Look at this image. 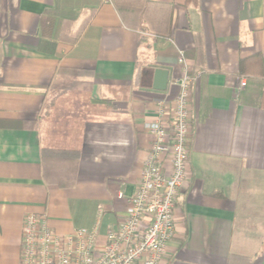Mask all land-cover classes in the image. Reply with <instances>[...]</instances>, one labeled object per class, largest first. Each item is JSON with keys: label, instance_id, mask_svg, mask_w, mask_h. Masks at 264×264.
<instances>
[{"label": "crops", "instance_id": "obj_1", "mask_svg": "<svg viewBox=\"0 0 264 264\" xmlns=\"http://www.w3.org/2000/svg\"><path fill=\"white\" fill-rule=\"evenodd\" d=\"M178 50L196 79L160 264H264V0H0V264H19L27 213L60 233L98 221L105 243Z\"/></svg>", "mask_w": 264, "mask_h": 264}, {"label": "built area", "instance_id": "obj_2", "mask_svg": "<svg viewBox=\"0 0 264 264\" xmlns=\"http://www.w3.org/2000/svg\"><path fill=\"white\" fill-rule=\"evenodd\" d=\"M182 75L170 103L158 102L145 124L151 144L141 177L129 197L126 215L97 246L98 221L69 233L52 230L44 215L27 213L22 221L19 264H160L175 235L174 205L187 178L190 97L196 76L178 50ZM240 88L246 80H240Z\"/></svg>", "mask_w": 264, "mask_h": 264}, {"label": "water", "instance_id": "obj_3", "mask_svg": "<svg viewBox=\"0 0 264 264\" xmlns=\"http://www.w3.org/2000/svg\"><path fill=\"white\" fill-rule=\"evenodd\" d=\"M168 72L164 69L157 68L155 70V84L153 85L154 89L164 90L167 85Z\"/></svg>", "mask_w": 264, "mask_h": 264}]
</instances>
